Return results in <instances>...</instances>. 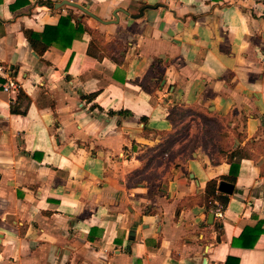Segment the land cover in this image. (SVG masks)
Segmentation results:
<instances>
[{"label": "crops", "instance_id": "0c3cea01", "mask_svg": "<svg viewBox=\"0 0 264 264\" xmlns=\"http://www.w3.org/2000/svg\"><path fill=\"white\" fill-rule=\"evenodd\" d=\"M61 1L0 0V264H264V0H66L111 22L81 19L101 45L38 57L24 30L83 15Z\"/></svg>", "mask_w": 264, "mask_h": 264}, {"label": "trees", "instance_id": "16d2710c", "mask_svg": "<svg viewBox=\"0 0 264 264\" xmlns=\"http://www.w3.org/2000/svg\"><path fill=\"white\" fill-rule=\"evenodd\" d=\"M84 16L85 14L81 15L79 19L73 14L72 10H69L66 15H63L59 18V21L56 25H45L41 32H35L33 30L26 29L23 31V36L32 48L33 52L38 57H42L43 54L52 46H55L61 50L69 48L72 41L77 37V35L83 32H88L91 36H93V42L96 45L100 44L102 42L100 32H98L97 30H91L90 28L85 26L81 20ZM125 50V47H123L122 45L119 46V51L122 55L117 58L118 62H121L123 60V54L125 53ZM173 110L175 111V114L169 117L172 125L177 124V120L179 121L192 113V111L186 109L177 110V108H173ZM15 111L16 110L11 109V112ZM232 156L233 154H230V157ZM229 163V173L226 176L221 177V180L234 184L237 176L238 166L236 163L232 162V160H230ZM227 201L228 197L223 195L217 189V180H209L206 183L204 193V202L207 204V206L211 209H214L216 205H221L224 208ZM255 240L256 238H254V242Z\"/></svg>", "mask_w": 264, "mask_h": 264}, {"label": "rangeland", "instance_id": "374dc122", "mask_svg": "<svg viewBox=\"0 0 264 264\" xmlns=\"http://www.w3.org/2000/svg\"><path fill=\"white\" fill-rule=\"evenodd\" d=\"M206 126L210 127V128H214L215 130H220L221 126L218 123H205ZM173 136L170 137L169 139H167V141H165V143H162V145L158 146L154 150H151L147 153L146 157L149 158V161L147 162V164L145 165V173L144 176H147L148 180L151 181H157V179H159L160 176H164L166 175V173L168 172L167 169L164 168V171H158L157 167L154 165L155 163H162V161H165L164 163H170V161L173 159L172 157H170V154L168 152V149L171 148V143L173 142ZM169 154V156L167 155ZM136 174V172H135ZM138 175V174H136ZM140 175V173H139ZM141 176V175H140ZM142 177H139V179H141ZM146 178V177H145Z\"/></svg>", "mask_w": 264, "mask_h": 264}, {"label": "built area", "instance_id": "2783aa9c", "mask_svg": "<svg viewBox=\"0 0 264 264\" xmlns=\"http://www.w3.org/2000/svg\"><path fill=\"white\" fill-rule=\"evenodd\" d=\"M0 87L4 92H12L19 89V83L12 77L11 71L0 63ZM213 214L215 218L222 219L223 207L221 205H216L213 209Z\"/></svg>", "mask_w": 264, "mask_h": 264}, {"label": "water", "instance_id": "95a60500", "mask_svg": "<svg viewBox=\"0 0 264 264\" xmlns=\"http://www.w3.org/2000/svg\"><path fill=\"white\" fill-rule=\"evenodd\" d=\"M62 6H68V7H72V8H75L77 10H79L80 12H82L83 14L95 19L96 21L100 22V23H104V24H107V23H111V22H103L102 20H100L99 18H97L96 16H94L91 12L88 11V9L82 5H79L77 3H74V2H71V1H61L59 3H57L55 5V8L58 9V8H61ZM142 12V11H141ZM134 17H138V16H134ZM232 184L228 183V182H225V181H221L218 185V191L221 192V193H226V194H231L232 193ZM213 218V214H211L209 216V219H212ZM130 236V240H132L131 238V235H133V230L130 232L129 234Z\"/></svg>", "mask_w": 264, "mask_h": 264}]
</instances>
